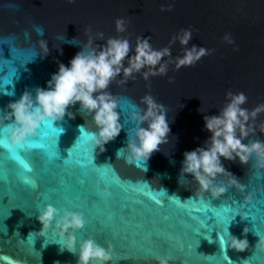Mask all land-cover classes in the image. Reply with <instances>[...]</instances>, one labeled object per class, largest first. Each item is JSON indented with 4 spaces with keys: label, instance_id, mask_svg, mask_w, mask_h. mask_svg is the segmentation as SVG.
Returning <instances> with one entry per match:
<instances>
[{
    "label": "water",
    "instance_id": "1",
    "mask_svg": "<svg viewBox=\"0 0 264 264\" xmlns=\"http://www.w3.org/2000/svg\"><path fill=\"white\" fill-rule=\"evenodd\" d=\"M169 4L172 11H161V6ZM118 17L128 21V32L115 31ZM189 27L193 29L189 47L194 44L212 50L195 67L176 71L172 64L167 76L150 77L146 82L137 75L135 81L109 88L118 98L116 110L122 130L104 145L103 152L94 150L93 163L97 167L112 165L119 185L111 183V171L85 169L84 175L76 167L77 160L85 159L83 151L73 147L81 136L80 129L95 131L91 117L78 112L79 104L68 108L71 116L66 114L53 122L62 129L59 135L50 133L58 135L59 159L53 156L49 162L33 149L21 151L19 158L27 157L34 169L26 174L0 147V177H6L0 183V264H77L78 257L66 248L62 250L63 242L51 230L46 237L36 234L42 227L38 209L45 204L84 213L88 223L77 232L78 240L97 231L99 219L101 230L113 238L117 248L127 250V259L118 264H157L153 255L143 254L149 248L161 256L171 248L174 261L169 264H183V260L222 264L225 254L232 264H264V249L258 244L264 234V170L257 169L253 160L241 165L238 159L221 158L225 169L245 189L241 193L235 186L229 187L219 198L197 191L190 175L180 181L183 153L204 146L210 133L204 130L202 117L218 115L226 92H243L247 97L243 107L249 110L264 103V0H0V116L10 111L8 105L26 90L35 95L36 88H46L58 63L67 66L89 36L95 39L96 33L102 32L106 40L131 33L133 46L137 36L151 37L150 43L159 49L167 46L179 29ZM88 28L90 32H86ZM225 34H231L235 44L227 43ZM41 41L47 42V56H42ZM94 43L103 45L105 41ZM236 46L238 52L233 51ZM172 55H182L178 43L172 46ZM169 77L174 83L168 82ZM148 93L164 106L170 133L168 143L161 144L148 161L139 163L145 171L127 163L126 153L117 159V152L126 148L128 133L135 127L130 113L144 107L140 100ZM261 122L264 113L257 118L256 133L249 139L264 141ZM46 123L38 131L46 130ZM81 139L90 145V139ZM21 175L34 179L44 191L37 203H33L32 190L21 182ZM228 180L224 176L218 182L227 186ZM249 194L251 200L246 202ZM201 198L210 201L225 224L234 216L228 231L247 239L245 251L221 249L223 229L211 211L207 217L198 211ZM91 202H96L93 207L88 206ZM248 210L255 221L251 216L241 217Z\"/></svg>",
    "mask_w": 264,
    "mask_h": 264
},
{
    "label": "clouds",
    "instance_id": "2",
    "mask_svg": "<svg viewBox=\"0 0 264 264\" xmlns=\"http://www.w3.org/2000/svg\"><path fill=\"white\" fill-rule=\"evenodd\" d=\"M68 2L75 3V0ZM172 7L171 4L161 6V11H172ZM114 26L118 34L128 32V21L124 18H116ZM90 31V28L86 29V32ZM192 32L191 27L179 29L170 37L168 45L159 49L152 46L151 37L137 36L133 46L130 41L131 33L106 40L102 32L96 33L95 39L89 36L81 51L75 54L67 66L58 63V69L51 75L46 88H36L35 95L26 90L19 100L8 105L10 111L0 116L9 150H30L29 140L36 135L43 122L59 121L66 114L71 116L68 108L79 104L78 112L91 117L95 127V131L89 133L91 143L94 149L99 148L103 152L104 145L114 140L122 130L120 113L116 110L119 107L118 98L109 91L110 86L126 85L130 80L135 81L137 75L146 82L150 77L167 76L169 65L172 64L176 71L182 67H195L212 50L194 44L189 47ZM223 39L229 44H235L231 34H225ZM95 40H103L105 43L97 45ZM177 43L182 55L173 56L172 46ZM40 44L42 56H47V42L41 41ZM233 51L238 52L239 47H234ZM168 82L174 83V78L169 77ZM225 100L218 115H203L204 130L210 136L203 147L183 153L180 172V181L186 180V176L190 175L198 186L197 191L211 193L213 198L221 197L229 187L235 186L241 193L245 189L238 178L225 169L221 158L228 161L238 159L241 165H247L253 160L257 169L264 170V141L249 139L256 133V121L264 113V103L249 110L243 107L247 103L246 95L230 90L225 93ZM140 104L144 107L129 115V119L135 122V127L128 133L127 146L117 152V159L126 153L125 160L129 164L148 161L161 144L169 142L170 128L164 106L157 103L150 93L141 98ZM198 111L203 113L200 108ZM259 128L264 133V122L260 123ZM246 139L248 143H243ZM19 159L30 170L26 162ZM224 176L229 177L227 186L218 182ZM20 179L32 187L36 186V181L30 177L21 175ZM250 200L249 194L245 201ZM38 212L37 220L42 227L38 233H33L46 237L51 230L63 242L62 250L66 248L78 257L77 264H109L112 260L111 244L105 248L92 237L78 240L77 232L87 224L83 213L70 208L60 209L52 204H45ZM247 232L248 229L245 228L244 233ZM259 237L258 244L264 249V237ZM219 243L225 252L227 249L243 252L248 248L246 238L240 239L228 229L219 235ZM154 259L157 264H169L165 256Z\"/></svg>",
    "mask_w": 264,
    "mask_h": 264
},
{
    "label": "snow or ice",
    "instance_id": "3",
    "mask_svg": "<svg viewBox=\"0 0 264 264\" xmlns=\"http://www.w3.org/2000/svg\"><path fill=\"white\" fill-rule=\"evenodd\" d=\"M48 122L49 123H46L44 125V129H46V130H41V131L37 130L36 135L32 139L29 140L28 147L30 149L35 150L37 153L43 155L49 162H51L53 159V156H55L57 159H59V152L57 150V136L62 131V129L54 127L53 122H50V121H48ZM0 129H2L4 131L3 124H0ZM38 129H41V125ZM80 131H81V136L77 140V142L75 143V145L73 147H78L79 149H81L84 153L85 159L77 160L76 161V167L80 168L82 174H84V175L87 174L85 169H88V170L89 169H92V170L104 169L108 172L111 171L112 177H113L111 180V183L119 185V183H120L119 178L116 175L114 168H112V165H104L102 167H97L93 163V161H94V150L95 149L92 146V143H90V145H86L85 140L81 139L82 137L90 139L89 133H91V132L86 130V128H84V127H82L80 129ZM50 133H58V135L52 136V135H50ZM90 141H91V139H90ZM0 147H2L3 150H5L9 159L15 160L20 164L24 173L30 174L34 171V169L30 166V163L27 162V157L23 161L26 162V164H27V166H29L30 170H28L24 166V164L20 161L19 156L17 154L21 151H27V150L15 149L14 151H10L9 147H8L7 139L4 137V135L2 138H0ZM135 166L138 168L143 167L145 169V166H141L140 164H135ZM24 176L29 177L28 175H24ZM5 179H6V177L4 175L2 177H0V183H3V181ZM21 182L32 190V201H33V203H37L38 201H40V199L42 197L45 196L44 191L39 189V186L37 183H36L35 187H32L30 184H27V183L23 182L22 180H21ZM37 193L39 194V199H37ZM95 203L96 202L88 203V206L93 207L95 205ZM199 205H200V207H199L198 211L203 212L206 217H207V213L209 211H211L212 215H214L216 217V224L223 229V233L228 229V224L234 216L231 217V219L227 222V224H225V222L219 218L218 213H217V209L212 208L210 205V201H208L206 198H201ZM223 208H225V207H223ZM250 212L251 211L248 210L245 213L240 214V215H241V217L243 216V218L251 216V218L255 221V217H253L250 214ZM81 213H83V212H81ZM83 215H84V213H83ZM204 222H205V220H204ZM87 223H88V221H87ZM96 224H97V231L91 233L89 235V237L94 238L98 244H100L102 247H105V248H107L108 245L111 244V246L113 248L112 260H111L112 264H118L119 260L127 259V255H128L127 250H122L121 248L120 249L117 248L116 244L113 242V238L106 235L101 230L103 225L99 219L97 220ZM261 236L264 237V234H261ZM143 254L144 255H153L154 258L157 256H161L159 253H154L153 250L150 248L147 249L146 251H144ZM117 256L119 257V259H116ZM165 257H167L169 261H174V255L172 253L171 248H169V251ZM225 261L227 262V264H232V261L229 260L227 255H223L222 264H224ZM183 264H191V262L183 260Z\"/></svg>",
    "mask_w": 264,
    "mask_h": 264
}]
</instances>
